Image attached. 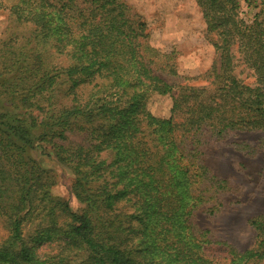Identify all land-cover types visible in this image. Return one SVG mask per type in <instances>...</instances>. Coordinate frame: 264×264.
Returning <instances> with one entry per match:
<instances>
[{
    "label": "trees",
    "instance_id": "16d2710c",
    "mask_svg": "<svg viewBox=\"0 0 264 264\" xmlns=\"http://www.w3.org/2000/svg\"><path fill=\"white\" fill-rule=\"evenodd\" d=\"M195 1L208 34L220 37L214 43L220 68L211 73L220 86L206 97L205 89L179 87L167 120L152 115L148 100L172 95L175 86L151 69L153 51L140 41L144 26H128L123 0H18L11 6L16 23L31 26L36 40L69 48L71 62L65 71L52 72L45 53L33 48L0 56V159L18 172L22 188L0 264L22 243L21 226L40 206L39 216L53 227L65 216V228L55 235L88 253L79 264H219L204 255L210 232L199 230L193 215L210 204V215L222 210L219 195L229 184L212 175L200 148L209 133L222 139L233 131H264V8L249 24L240 18L239 0ZM234 44L256 76L254 87L231 74ZM163 66L176 75L169 60ZM61 91L71 106L41 121L32 116L36 97L45 92L55 98ZM67 132L85 133L86 139L52 143L67 140ZM38 150L73 173L71 192L84 206L79 212L52 196L53 181L39 165ZM128 209L145 216L139 239L134 214L124 217ZM251 225L254 246L244 252L231 247L226 264H264V216ZM17 252L12 264H57L25 244Z\"/></svg>",
    "mask_w": 264,
    "mask_h": 264
},
{
    "label": "rangeland",
    "instance_id": "374dc122",
    "mask_svg": "<svg viewBox=\"0 0 264 264\" xmlns=\"http://www.w3.org/2000/svg\"><path fill=\"white\" fill-rule=\"evenodd\" d=\"M18 0H2L0 4V56H5L7 50L12 51L33 48L44 52L47 66L52 72L65 71L70 62V49L53 42L51 39L36 40L34 29L25 24H19L12 18L10 8ZM57 3L61 0H53ZM127 5L126 19L131 29L138 30L143 25L140 41L153 51L154 59L151 69L157 75L175 86L172 95L159 96L152 94L148 100V110L159 119H169L173 106V96H178L182 86L190 85L205 89L203 97L216 94L218 83L213 84L211 74L214 67L220 68V53L214 48V43L220 42L216 34H208L201 9L195 0H123ZM240 18L251 24L254 17L264 8V0H239ZM1 3V0H0ZM141 34V32H140ZM148 53V52H147ZM233 70L231 74L242 84L256 86V76L244 62L243 57L232 46ZM170 61L176 71L170 76L162 71L163 65ZM219 71V70H218ZM11 78L8 80L10 83ZM88 90L84 88L81 93L86 96ZM33 102L32 116L39 121L49 117L52 112L68 108L71 103L61 91L58 96L51 98L47 93L36 97ZM3 103V102H2ZM0 102V108L4 104ZM7 106V105H6ZM38 135V134H37ZM67 140H54L52 143L60 145L79 144L86 139L82 132H67ZM51 143V144H52ZM45 143L46 150H52V145ZM200 150L202 159L210 169L212 175L228 181L229 191L219 195L224 204L222 210L215 215L207 213L212 205L200 207L193 215L196 227L201 231H209L210 245L204 248V255L219 263L226 264L229 259V249L232 247L239 252L251 249L256 242V232L251 223L264 216V131H233L222 139L207 134ZM36 152L42 164L40 167L49 175L53 185L50 191L53 197L69 202L74 212H79L82 206L71 192L74 183L73 173L58 163L52 157ZM107 158L112 159L108 154ZM5 157L0 159V248H9L6 243L11 237V224L15 216L10 217L12 207L15 208L22 188L19 185L18 172L11 167ZM126 215H133L131 220L133 230H137L138 239L142 237L139 229L143 223L142 212L134 209L127 210ZM42 206L29 216L21 226L23 241L18 248L12 247L5 257L6 264H12L13 256L18 249L26 245L31 252L43 261H55L79 264L84 262L88 253L80 249L79 245L65 241V238L55 235L61 233L67 221L60 215L54 227L48 220L41 218ZM121 219H124L121 217ZM126 219H124L125 221ZM130 228V227H125ZM52 229V239H48V232ZM125 233V231H123ZM134 233L132 234L133 237ZM138 242V241H137ZM68 247V248H67ZM80 250H79V249Z\"/></svg>",
    "mask_w": 264,
    "mask_h": 264
}]
</instances>
